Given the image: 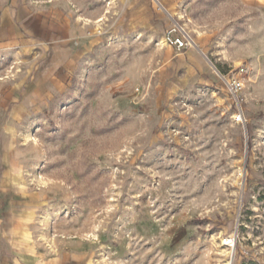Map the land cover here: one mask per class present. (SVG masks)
<instances>
[{
  "label": "rangeland",
  "instance_id": "374dc122",
  "mask_svg": "<svg viewBox=\"0 0 264 264\" xmlns=\"http://www.w3.org/2000/svg\"><path fill=\"white\" fill-rule=\"evenodd\" d=\"M58 261L264 264V0H0V264Z\"/></svg>",
  "mask_w": 264,
  "mask_h": 264
},
{
  "label": "built area",
  "instance_id": "2783aa9c",
  "mask_svg": "<svg viewBox=\"0 0 264 264\" xmlns=\"http://www.w3.org/2000/svg\"><path fill=\"white\" fill-rule=\"evenodd\" d=\"M165 42L167 45L172 46L174 49L180 51L185 50L194 45L191 37L185 33L180 32L175 26L170 28L165 35ZM229 91L234 94L241 90L242 82L240 78H231L227 81ZM233 119L236 123H242V115L240 112L234 114Z\"/></svg>",
  "mask_w": 264,
  "mask_h": 264
},
{
  "label": "bare ground",
  "instance_id": "6f19581e",
  "mask_svg": "<svg viewBox=\"0 0 264 264\" xmlns=\"http://www.w3.org/2000/svg\"><path fill=\"white\" fill-rule=\"evenodd\" d=\"M192 47H193V48H195V47H196V45L194 44Z\"/></svg>",
  "mask_w": 264,
  "mask_h": 264
},
{
  "label": "crops",
  "instance_id": "0c3cea01",
  "mask_svg": "<svg viewBox=\"0 0 264 264\" xmlns=\"http://www.w3.org/2000/svg\"><path fill=\"white\" fill-rule=\"evenodd\" d=\"M67 255H69V254H67ZM73 256H74V255H73ZM67 258H68V257H67ZM58 263L61 264V262H59V261H58Z\"/></svg>",
  "mask_w": 264,
  "mask_h": 264
}]
</instances>
